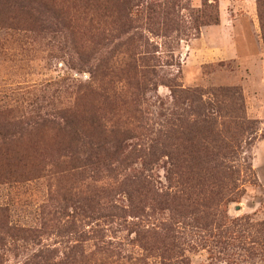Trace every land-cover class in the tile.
<instances>
[{"label": "rangeland", "instance_id": "1", "mask_svg": "<svg viewBox=\"0 0 264 264\" xmlns=\"http://www.w3.org/2000/svg\"><path fill=\"white\" fill-rule=\"evenodd\" d=\"M103 3L108 13L98 20L86 0H0V110L17 111L16 118L0 114V264H30L41 252L59 261L80 243L87 253L99 243L116 259L145 255L147 264H163L156 255L168 241L138 231L162 233L170 212L133 216L120 181L145 173L167 190L168 156L147 169L135 152L127 169H91L73 181L52 174L67 170L68 156L59 150L65 141L33 118L69 110L87 147L122 144L124 157L136 147L149 150L170 114L181 112L183 92L202 91L208 101L217 88H238L252 121L227 157L240 174L237 191L225 189L226 199L238 195L225 209L207 210L201 225L194 220L203 213L180 210L188 219L177 217L173 225L178 260L264 264V45L257 0H177L180 29L160 35L147 30L145 18L128 21L124 0ZM216 8L219 22L196 31L194 21ZM129 24L144 27L141 38L136 29L124 34ZM7 161L17 165L11 173ZM87 188L100 190L108 213L91 217L75 197ZM12 229L21 232L13 237Z\"/></svg>", "mask_w": 264, "mask_h": 264}, {"label": "trees", "instance_id": "2", "mask_svg": "<svg viewBox=\"0 0 264 264\" xmlns=\"http://www.w3.org/2000/svg\"><path fill=\"white\" fill-rule=\"evenodd\" d=\"M145 2L146 0H136V2L124 0L126 19L128 21L131 19L133 22L132 15L136 16V22L145 18L147 30L155 35H160L161 30H163V34H169L180 29L179 19L175 11L177 0L166 2L158 0L152 4H145ZM87 4L92 11L90 14L98 20L104 18L102 15L108 13V8L103 0H86V10ZM257 4L264 45V0H257ZM200 18L202 21H199ZM38 20L44 23L43 18L38 17ZM218 22L217 8L213 13L206 10L194 21V29L198 31L203 25ZM140 28L144 27L124 25V34L136 29L138 40L141 38L139 37ZM141 61L142 59L136 57V67ZM183 93L185 96L181 112L173 111L170 114L169 122L159 131L149 150L136 147V150L130 151V154L124 157L122 156V144H116L111 148L100 144L95 149L87 147V143L81 140V129L77 125L79 121L69 110L33 118V122L40 127L51 126L57 136L62 137L65 141L62 145L64 147L59 150L68 156L69 164L65 165L67 170L59 171L60 173L55 170L52 174L62 175L66 173L72 176L73 181L84 176L91 169L97 171L98 174L105 172L102 171L104 169H107L111 174H116L120 167L127 169V161L130 160L132 154L135 155V152L136 159L141 158L143 166L147 169L157 163L161 155L168 156L171 167L168 174L170 188L167 190L156 188L153 181L145 173L133 176L124 175L120 181L123 190L128 194L129 210L133 216H142L146 214L147 210L154 212L159 209L170 212V223L161 227L162 233L138 231L139 235L146 233L159 239L165 238L168 241L166 246L158 248L161 251L156 255L162 258L163 264H181L178 260L181 255H177L179 243L176 242L177 237L174 234L173 225L174 221L178 219L177 217L188 218L186 213L183 214L180 210L191 211V214L195 216L203 213L204 218L194 220L196 224L201 225L207 217V210L213 207L218 211L225 209L227 203L234 200L235 196L238 195H232L233 198L229 201L226 199L225 189L230 188L237 191L240 174L238 169L228 164L227 157L234 153L242 136L250 130L252 125V121L245 117L243 96L238 88H217L210 93L211 98L208 101L204 100L206 93L199 90ZM186 103L188 104L187 107H185ZM15 111V109L0 110V114H9L15 117L17 112ZM97 116L99 118L98 112ZM99 131L101 133L100 129ZM224 136H227L229 140ZM116 153H120V160L115 157ZM20 158L23 161V158ZM117 162L119 163L118 168L113 166ZM7 166L9 173H11L17 165L7 161ZM23 168H28V166H23ZM30 169L38 171V177L44 175L42 174L43 170L39 171V167L32 165ZM133 194L136 197V202L133 200ZM75 197L90 207L93 219L95 216H103L108 213L107 208L101 205L100 190L87 188L84 192L80 191L75 194ZM72 204L75 205V203ZM113 208L116 209L117 207ZM221 228L222 226L219 227V229ZM20 232V230L12 229L11 235L15 237ZM29 232L31 236L34 233L33 231ZM143 246L146 250L151 249L146 245ZM30 264H147V257L145 255L141 257L127 256L116 259L113 254H110L107 245L99 243L95 244L93 251L87 253L84 245L80 243L76 244L59 261H56L48 252H41Z\"/></svg>", "mask_w": 264, "mask_h": 264}]
</instances>
